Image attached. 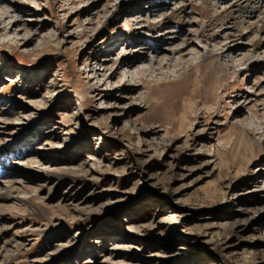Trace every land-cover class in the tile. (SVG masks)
I'll use <instances>...</instances> for the list:
<instances>
[{
  "label": "rangeland",
  "instance_id": "374dc122",
  "mask_svg": "<svg viewBox=\"0 0 264 264\" xmlns=\"http://www.w3.org/2000/svg\"><path fill=\"white\" fill-rule=\"evenodd\" d=\"M256 2L0 0V264H264ZM187 64L203 100L138 79Z\"/></svg>",
  "mask_w": 264,
  "mask_h": 264
},
{
  "label": "bare ground",
  "instance_id": "6f19581e",
  "mask_svg": "<svg viewBox=\"0 0 264 264\" xmlns=\"http://www.w3.org/2000/svg\"><path fill=\"white\" fill-rule=\"evenodd\" d=\"M201 1H202V5L199 6L198 12H200L204 16L207 25H211L213 23H220L227 19H233V21H235L239 27H242L243 23L245 22L244 21L245 18L248 17L250 14L248 10H246L245 12L242 11L241 14L237 16H234L233 12H223L221 14H214L213 5L211 3V1L213 2V0H201ZM256 1L257 0H236V3H239V4L242 3V4H245V6H247L248 4L255 3ZM171 16L177 18L176 13H172ZM181 45H185V44L182 43ZM169 52L171 55H173L179 52V50L170 49ZM131 60L132 59L127 57L126 59L123 60L122 64L125 66H131L132 65ZM169 64H170L169 59L168 60L166 59L165 61H162V60L157 61L156 69L150 68V67L143 68L141 69V72L147 75L153 74L154 72L159 73L162 66L167 67L169 66ZM174 67H179V64L174 65ZM195 69H196L195 65H191V64L181 65V67L178 70L179 73L177 77L175 76V78L173 77L171 78L169 74H162L159 78L155 80L150 79V80L143 81L142 77L138 79H140L139 81L141 83L152 84V88L154 89L161 88V89L168 90L167 88H169L170 91H164L163 98L165 99H168V100L171 99V100L176 101L177 103H184V104L193 103L196 98H199L201 100L204 99L203 91L204 89H206L205 80H202L199 82L195 80V77H194L195 76L194 74L196 73ZM175 88H176V91L173 90L172 92V89H175Z\"/></svg>",
  "mask_w": 264,
  "mask_h": 264
}]
</instances>
